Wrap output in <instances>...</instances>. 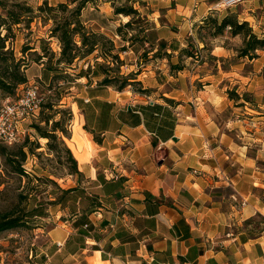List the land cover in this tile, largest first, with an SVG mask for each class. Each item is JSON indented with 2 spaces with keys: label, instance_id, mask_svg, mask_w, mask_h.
Instances as JSON below:
<instances>
[{
  "label": "crops",
  "instance_id": "crops-1",
  "mask_svg": "<svg viewBox=\"0 0 264 264\" xmlns=\"http://www.w3.org/2000/svg\"><path fill=\"white\" fill-rule=\"evenodd\" d=\"M160 2L145 41L132 45L118 46L119 23L112 35L95 27L100 16L95 13L113 20V8L88 5L82 12L88 28L111 38L117 48L126 47L125 56L148 52L151 59L160 53L152 61L157 67L145 64L135 72L143 90L158 97L102 86L103 77L76 80L81 88L72 107L86 134L76 145V160L86 184L79 187L78 200L71 192L53 206V225L43 236L47 246L38 254L44 264H264V117L249 120L234 111L220 120L234 102L214 82L227 75L219 63L223 46L209 51L219 60L212 67L216 74L199 73L208 62L197 66L182 53L192 49L186 36L209 16L235 15L257 34L264 26V0H246L225 14L214 11L216 0ZM117 17L118 22L126 18ZM259 52L252 62L260 60ZM180 56L187 59L183 70L172 71ZM81 62L94 68V56ZM161 63L166 79L160 77ZM26 76L29 84L51 82L55 75L35 63ZM171 82L176 87L166 90ZM38 231L40 245L43 226Z\"/></svg>",
  "mask_w": 264,
  "mask_h": 264
},
{
  "label": "rangeland",
  "instance_id": "rangeland-1",
  "mask_svg": "<svg viewBox=\"0 0 264 264\" xmlns=\"http://www.w3.org/2000/svg\"><path fill=\"white\" fill-rule=\"evenodd\" d=\"M21 1L26 2L29 6L36 9L38 6L42 5L45 0ZM47 1L50 5H56L58 2H67L70 0ZM160 1L161 0H114V2H111L109 0H96V3L92 4L91 7L98 5L101 8L104 6L108 9L113 8L112 17L114 18L113 20L106 21L102 14L92 12L97 16L100 15L97 19L95 18L97 22L95 27L99 28V26H103L105 32L112 35L115 32L114 27H116L118 23L123 26L131 20V18L128 19L126 17L124 22H118V19L121 18L114 16L115 8L133 7L139 12V17L135 19L133 27H123L122 34L128 39L134 35V42L143 43L145 41V30L152 27L151 17H153L152 14H154V12L159 10V5L162 4ZM216 2L218 3L219 0H216ZM221 11L225 14L228 10ZM163 12V10L160 11L162 15L160 20L161 23L164 21ZM86 15L87 17L85 19L87 20L89 14ZM155 17H158V14H156ZM214 19H218V23H220L223 18L214 16ZM214 27V24L205 22L200 28L193 29V31L186 36L185 41L190 43L189 46L192 47L193 52H196L190 63L195 64L196 62L198 66L205 61L208 62V65L203 66L199 70V73L211 71V73L216 74V69L212 67L215 64L214 62H217V65L220 63V69L227 72V75L222 74L218 76L214 81L215 84H218L220 88L226 89V92H236L241 97L240 101L237 102V106L235 104L236 101H234L232 104L233 108L223 113L220 120H226L228 116L231 117L234 111H238V113L244 116V119L248 118L250 120L264 117V52H259L261 58L257 62H252V60L246 58L240 59L238 55L239 51L244 46L243 37L239 36L233 38L229 30L224 31L220 35H216ZM48 29L49 26L43 27L42 23L39 21L32 23L29 30L22 29L19 31L14 27L15 37L12 46L17 57H23L21 53L22 48L24 45L29 44L34 48L33 51H29L24 55L29 66L37 63L34 62L37 61V55H45L46 57H43L41 60L44 64V69L57 68V60L60 57L58 55V45L53 39H49L47 35ZM256 33L260 37H263L264 26L258 29ZM136 39H138V41ZM122 42L123 40L120 37V40L117 42L118 46L121 45ZM202 44L206 46L207 50L202 49L200 52L198 47ZM7 46H11V43H8ZM222 46L226 49V54L219 59V63V60L211 61L209 59V51L215 47ZM44 48L46 49L45 51ZM118 49H120V47ZM147 53H145V55H138L135 53L128 56L121 53L124 57L123 60L120 55L121 60L124 61V65L120 68L121 75L126 76L131 74L134 78L135 76L133 73L138 70L142 71L141 65L149 64L148 66H151V69L157 67L158 62L153 64L152 61H154V58L150 59ZM216 54L221 55V51H216ZM98 61L103 63L102 59ZM186 61L187 59H182L177 66L184 67V62ZM163 64L166 70H168V62H163ZM163 64L161 63V65L158 66V68L162 69V71L158 72L161 75L160 77L166 79V77L161 74L164 71ZM90 66H92V64H90ZM76 67L75 70L68 71L67 68L65 69L61 66L58 71L60 74L53 77L51 83L45 80V78L43 81H39L41 93L45 99L44 109L39 116V121L37 120L27 125L30 136L22 143L9 147H0V152L5 160V171L0 175V215L7 216L11 219H19V226L17 228L0 232V253H2L4 264H44V257L38 256V254L46 249L47 244L43 236L44 233L47 232V229L53 225L52 217L56 213V210L53 208L56 203L55 200L59 201L64 196V191H62L61 188L75 189L77 187L79 192L73 194L75 202L76 199L78 200L81 196L79 187H84L86 184L85 178L76 174V167L70 161V157L67 153V149H69L76 160V145H78V142L86 140L84 136L86 134H83L81 130L82 125L79 121V112L74 106L72 107V104L74 101L78 100V91L81 88V84L77 83L76 80L79 78L80 71L82 69L87 70L88 66L86 62L79 61ZM98 71L99 74H102L99 68ZM193 72H195V69ZM113 75L114 74L111 73L112 77ZM222 78L224 81L219 84ZM28 82L19 86L16 93L12 96L0 93V107L8 98L15 99L21 96ZM47 85L51 87H47ZM173 86L176 87L175 82H171L165 89L168 90ZM143 87L142 84H136L131 87V90L142 95L158 97V94H151V91L153 92L154 90H149L147 94H144L142 92ZM246 100L249 102H246ZM245 112L249 115H245ZM71 114L73 115L72 117H70ZM56 121L61 122L60 128L69 137L58 131L56 133L58 139L48 144L49 140L42 138L37 130L34 129V126L37 125L43 131L51 132L53 123ZM261 133L264 135V129H261ZM71 137L72 141L67 140ZM22 150L27 153L25 160H23ZM94 152L95 151L92 150L91 154ZM80 167L77 161V168L79 171ZM20 168L27 173L21 174L19 171ZM60 210H64V205L60 207ZM75 210L74 207L73 211ZM256 221L260 223L261 220L257 219ZM41 226H43V232H41L42 240L39 245L37 236L39 234L38 229ZM40 259L41 263H39Z\"/></svg>",
  "mask_w": 264,
  "mask_h": 264
},
{
  "label": "trees",
  "instance_id": "trees-1",
  "mask_svg": "<svg viewBox=\"0 0 264 264\" xmlns=\"http://www.w3.org/2000/svg\"><path fill=\"white\" fill-rule=\"evenodd\" d=\"M109 1L114 2V0ZM95 3L96 0H70L67 2H60L56 5H50V3L45 0L42 5L34 9L21 0H0V93L12 96L16 93L19 86L28 82L26 70L29 65L27 64L26 57L24 55L29 51H33L34 48L29 44L24 45L21 51L23 57H17L12 46L13 39L15 37L14 27H16L19 31L22 29L29 30L32 23L35 21L42 23L43 27L49 26L47 35L49 36V39H53L54 42H57L59 48L58 55L60 57L57 60V68H47L46 70L48 74L52 72L55 76L59 75L60 73L58 71L61 66L65 69L67 68L68 71L75 70L77 68V62L87 60L91 56H94L96 64L94 65V68H92L90 64L87 65L88 69H82L79 73V78L88 77L89 75L94 77H103L100 85L113 87L118 91H123L136 84L141 85L136 78V75L139 74L138 72L133 73L135 76L134 78L131 74L123 76L120 73V68L124 65V61L121 60L120 55L122 52L126 51V47L118 49L115 42L111 38L107 37L105 34L91 30L82 21L83 10L88 5ZM114 14L116 16L131 18V20L117 29V35L120 36L123 41L129 42L130 45L138 43L134 42V35H132L129 39L124 37L122 34V28L133 27L135 19L139 17V12L133 7H121L115 8ZM205 22L215 25L214 29L216 35H220L224 31L229 30V33L233 38L239 36L243 37L244 46L239 51L238 55L240 59L246 58L249 60H255L258 58L257 52L264 50V36L260 37L255 34L253 28L248 22H240L238 17L235 15L230 14L224 17L220 23H218V19H214L213 16H209L204 23ZM204 23L202 25H204ZM136 40L138 41V39ZM8 43H11V46L8 47ZM160 46L164 47L165 43L162 42ZM203 49L207 50L206 46H204ZM45 50L46 49L44 48V51ZM182 53H184V56L188 58H194L195 56L193 49L182 50ZM158 56L161 57L159 52L155 54L153 58ZM43 57L46 56L37 55V61L34 62H37L36 64H43V62H41ZM179 58L181 62V56ZM99 59H102L103 63L99 62ZM209 59L213 61L218 60L213 57H209ZM177 65H170L171 70H183L184 67H178ZM98 68L102 74H99ZM111 73L114 74L113 77L111 76ZM49 86L50 85H47V87ZM149 90L150 89L142 90V92L147 94ZM228 95L231 100L236 102L240 101L241 97L236 92L229 91ZM246 102L249 101L246 100ZM72 116L73 115L71 114L70 117ZM60 126L61 122L56 121L53 123L51 132L43 131L37 125L34 126V129L37 130L42 138L48 139V144H50L51 141L58 139L56 135L58 131L66 135ZM84 129L86 130L85 127ZM87 137L91 140L89 135H87ZM94 141L99 142V139L94 136ZM67 153L70 157V161L76 167V174L82 176L81 172L77 168V161L74 159L69 149H67ZM26 154L27 153L22 150L23 160L26 159ZM19 171L21 174H26V172L21 168ZM71 192H73V194L77 193L79 192V189L76 187L75 189L67 190V192L64 191V195ZM63 198L59 201H55V204H58V202L63 200ZM87 205L88 204L86 203L85 206L87 207ZM18 226V218L11 219L7 216L0 215V232L11 230L17 228Z\"/></svg>",
  "mask_w": 264,
  "mask_h": 264
},
{
  "label": "built area",
  "instance_id": "built-area-1",
  "mask_svg": "<svg viewBox=\"0 0 264 264\" xmlns=\"http://www.w3.org/2000/svg\"><path fill=\"white\" fill-rule=\"evenodd\" d=\"M246 0H219L214 11L230 10ZM45 99L39 80L25 85L21 96L8 98L0 107V147L22 143L30 133L27 125L39 119ZM39 121V120H38ZM5 171V160L0 152V175ZM27 173V172H26Z\"/></svg>",
  "mask_w": 264,
  "mask_h": 264
}]
</instances>
